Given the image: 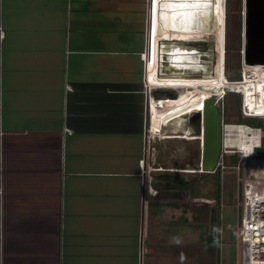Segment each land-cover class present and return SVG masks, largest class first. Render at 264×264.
Returning <instances> with one entry per match:
<instances>
[{"label":"crops","instance_id":"1","mask_svg":"<svg viewBox=\"0 0 264 264\" xmlns=\"http://www.w3.org/2000/svg\"><path fill=\"white\" fill-rule=\"evenodd\" d=\"M148 14V0H0V264L216 263L220 229H181V202L204 198L141 203L157 144L145 148Z\"/></svg>","mask_w":264,"mask_h":264},{"label":"rangeland","instance_id":"2","mask_svg":"<svg viewBox=\"0 0 264 264\" xmlns=\"http://www.w3.org/2000/svg\"><path fill=\"white\" fill-rule=\"evenodd\" d=\"M151 1V0H150ZM237 3L236 0H231L229 5V13L227 15V29H228V52L226 55V72L227 77L230 79H235L238 72L241 70V66L244 65V58H245V45H246V8H245V0L241 2V9L239 14L241 13V47H239L240 43L237 44L235 41L236 35V20H237ZM212 42L208 41L206 43H201L198 45L200 50L207 51L209 54L208 61L210 65H213V54L211 46ZM240 48V49H239ZM240 50V58L239 52ZM247 67V66H246ZM243 76V74H242ZM167 89H171L177 98H166L162 99L159 102L166 101V108L172 107L171 105L175 106L180 104L182 101V93L186 92L188 88H179V87H168ZM217 90H214L216 92ZM169 94V92H167ZM222 94V93H221ZM218 94L217 96H220ZM220 98V97H219ZM240 97L237 93L228 94L225 99H223L222 103V110H223V121L225 125H230L226 127V136H225V149H237L241 150L240 147H229L232 140H236L235 136L237 134L238 129L232 128V126L236 125V123L242 122L248 126L255 127L257 126L255 119H243L240 120L239 118V106H240ZM158 103L153 107V131H156L157 125L158 128L162 127V125L169 124V126L173 127L179 121L174 122L173 118L168 114H163L160 112L159 106L157 107ZM188 117V115H186ZM185 117V118H186ZM180 120H182L180 118ZM263 122V126H260L262 130H264V120L261 119ZM181 128V133H177L176 135H163L161 134V138H157V144L154 146L149 147L148 152V159L150 161L149 167L151 168H159L160 171H167L165 169H172V172H166L167 176L176 175L183 178L185 181L189 182L195 189H196V198H204L205 201L197 202L196 205L200 206L201 208H207L212 211H218V219L216 221L217 229H220V244L219 252L215 251L216 254V263L215 264H235L236 261L239 262L240 260V247L236 248L235 242V233L236 228L240 226V220L242 218V208L241 205L237 206V203L241 202V195L242 191L245 188L246 183L253 182V175H260L264 170V163L260 167V164L264 161H256L253 159H243L240 160L238 154L231 155V156H224L223 157V164L222 167L216 169V173H212L210 175L206 174H177L173 172H189L193 173L198 168L199 164V156H200V138L195 136H190L186 133H182L184 130V122L182 121L179 123ZM232 124V125H231ZM171 129V128H170ZM154 139H155V134ZM264 137V135H263ZM175 138V139H174ZM159 139H161L159 141ZM165 139V140H164ZM169 139V140H166ZM183 139V140H182ZM197 139V140H196ZM230 142V143H229ZM236 151V150H235ZM264 149L261 151H257V154H262ZM232 153V152H231ZM256 154V155H257ZM243 155V154H242ZM262 157V156H261ZM239 165V171H236L234 167ZM223 166H225L223 168ZM262 168V169H261ZM184 169V170H182ZM219 178V181L217 179ZM239 179V180H237ZM160 184L157 185V189L163 190L160 193L161 195H165L170 193L165 191V187L168 183L167 179H161ZM219 184V185H216ZM257 185V184H252ZM216 188H219V195L215 194ZM159 195V194H158ZM186 199V198H184ZM187 200V199H186ZM191 201V200H190ZM190 201H182L190 203ZM193 202V201H191ZM191 204V203H190ZM220 226V227H219ZM216 235V233H215ZM218 248V244H217ZM198 263H200L198 261ZM204 263V261L202 262Z\"/></svg>","mask_w":264,"mask_h":264},{"label":"water","instance_id":"3","mask_svg":"<svg viewBox=\"0 0 264 264\" xmlns=\"http://www.w3.org/2000/svg\"><path fill=\"white\" fill-rule=\"evenodd\" d=\"M158 2L159 19L160 21L163 19L164 24L170 22L169 17L174 14L176 16L171 19L172 23L170 27L178 26L177 29H180L181 26H184L183 28L186 30V26L190 28L195 26V12H192L193 15L189 13L188 17L185 19L180 18L182 13L179 12L185 10L189 11L192 7L190 5L193 4H188L187 7L183 6L184 10H175L171 9L173 7H170V9L167 10L173 14H165L162 17L161 11L164 12V0H158ZM192 2H194V0ZM245 8L246 45L244 65L264 66V0H245ZM192 9L195 10L194 7H192ZM190 28L189 38H179L175 36V32H178L176 29L175 32L169 31L168 37H157V70L153 78L154 81L158 83L166 81H194L212 78V76L215 75L216 66L218 64L217 60L220 58V55L218 57L216 35L211 31H206L204 34L197 36ZM160 31H167L165 25H162V27L156 30L157 35ZM208 41L212 42L213 65H210L208 61L210 57L207 51L200 50L198 46ZM218 45L220 48V41ZM179 55L182 56V60H178ZM202 108V111L183 119V121H187L188 126L191 127L192 133L200 138L199 164L195 174L201 175L212 174L215 171L222 145L220 107L214 98H209L204 101ZM159 128L158 131H154V134L161 133L162 127Z\"/></svg>","mask_w":264,"mask_h":264},{"label":"bare ground","instance_id":"4","mask_svg":"<svg viewBox=\"0 0 264 264\" xmlns=\"http://www.w3.org/2000/svg\"><path fill=\"white\" fill-rule=\"evenodd\" d=\"M162 1V0H160ZM164 0V12L161 11L162 17L165 14H173L168 12L170 7H173L171 9L175 10H184L183 6L187 7L188 4L194 7L195 10L189 9V11H179L182 13V16L180 18H187L188 14L193 15L192 12H195V26H192L191 28L189 26H186V30H184V26L180 27V29H177L178 26L170 27L172 23V18H175L176 15H170V22H167V24H164V20L160 21L159 19V2L158 0H153V17H154V25L156 30L159 27H162V25H165L166 32L160 31V33L157 35V37L162 38L163 36H169V31L175 32V36L179 38H189V28L193 30L194 34L197 36L204 34V32H213V34L217 37V51H218V57L220 55V58L217 60V66H216V72L215 75L212 76V78L208 79H198L194 81H166V82H160L161 85H165V87H179V88H188V90L184 93H182V101L180 104H177L172 107L164 108V105L161 104V102L158 101V105L160 112L163 114L170 115L173 119V122H177L183 118L186 117V115L192 116L194 113H198L202 111L203 103L205 100L209 99L214 93L213 91L217 88H226V86H229L228 80L224 76V27H225V12H224V6L223 2L224 0ZM212 1V3H211ZM184 7V8H185ZM163 10V9H162ZM176 13V12H175ZM178 13V12H177ZM181 23V22H180ZM175 24V23H174ZM188 31V32H187ZM174 36L173 34H171ZM220 39V40H219ZM220 41V48L218 45V42ZM207 45V43H206ZM177 59V57H176ZM178 60H182V56H178ZM263 67V68H262ZM243 80L244 82L241 85H238V87L243 92L245 98L244 102L245 105L249 108L250 112H252L255 116H264V66L263 65H252V66H243ZM164 87V86H163ZM221 94V92H220ZM154 100L150 101V107H149V113H150V121L153 128V107L154 104L152 103ZM155 123V122H154ZM170 124V123H169ZM169 124L162 125L167 126ZM225 125V124H224ZM232 125V124H231ZM230 125L225 126V136H226V127ZM250 127L244 124H236L232 126V128L238 129L236 134V140H232L229 147L235 148L240 147L241 150L234 149L232 153L238 154L240 153L243 159H249L252 157L251 153L258 142V133L252 131L251 129H248L246 127ZM158 129V125L157 128ZM158 131V130H156ZM257 134V135H256ZM159 134L156 133V136ZM153 134L151 135L150 139L153 140ZM157 140V138L155 137ZM230 143V142H229ZM226 147V143L224 141V148ZM236 150V151H235ZM243 154V155H242ZM264 162L260 164V167L263 165ZM262 169V168H261Z\"/></svg>","mask_w":264,"mask_h":264},{"label":"built area","instance_id":"5","mask_svg":"<svg viewBox=\"0 0 264 264\" xmlns=\"http://www.w3.org/2000/svg\"><path fill=\"white\" fill-rule=\"evenodd\" d=\"M153 0H148L149 2V14L148 20L145 29V49L143 53H141L140 57L143 62V77H142V87L144 92L155 99L154 101H161L162 99L166 98H177L175 93L168 91L165 85H161L153 80L155 72L157 70V32L154 25V17H153ZM3 37V32L0 28V40ZM224 48V45H223ZM263 68V67H262ZM243 65L241 66V80L236 82L228 81L229 86L226 88H217L216 92L210 97L214 98L218 106L220 107L221 111V134H222V145H221V153L218 161V165L216 167H222L223 164V157L224 156H231L235 155V153H231L232 149H225L224 148V141H225V126L223 117V110H222V101L225 97L230 93H237L240 95L241 103H240V110L241 115L243 118H261L264 120V116H255L252 112H250L249 108L245 105L244 102V94L238 85H241L243 80ZM164 86V88H163ZM161 91L163 94H160V97L154 98V92ZM169 92V94L167 93ZM222 93L220 96L218 94ZM156 97V96H155ZM220 97V98H219ZM150 101L148 105V111L146 115V126H145V137H146V144L147 147L145 148L148 150L149 147V139L154 131L152 130L151 124V117L149 113ZM246 127V126H244ZM251 129L252 131L258 133V142L256 143L249 159H253L256 161H264V152L262 154H257V150L264 149V130L262 128H255V127H246ZM257 135V134H256ZM148 152V151H147ZM257 154V155H256ZM262 156V157H261ZM238 157L240 160H243V157L240 153H238ZM147 156L143 160L140 161V170L141 175L144 181L143 185V192L141 197V203L143 208L146 205V201L148 200V195L152 197H156L158 195L157 189H150L149 190V183L152 185H159L160 180L154 179L150 173L152 171H160L159 168H150L148 165L150 161H147ZM149 162V164H148ZM225 166H223L224 168ZM236 171H239L240 167L237 165L234 167ZM216 169L214 172H216ZM253 182L252 185L250 182L246 183L245 188L242 191L241 195V202L237 203L241 205L242 208V218L240 220V226L236 228L235 233V246L236 248L240 247V260L239 262L236 261L235 264H264V170L260 175H253ZM239 180V179H237ZM220 242V238H218Z\"/></svg>","mask_w":264,"mask_h":264},{"label":"trees","instance_id":"6","mask_svg":"<svg viewBox=\"0 0 264 264\" xmlns=\"http://www.w3.org/2000/svg\"><path fill=\"white\" fill-rule=\"evenodd\" d=\"M241 2L242 0H236L237 3V20H236V35H235V41L237 44L240 43L239 47H241V13L239 14V11L241 9ZM231 3V0H224V12H225V27H224V76L228 81L236 82L241 80V70L238 72L235 79H230L227 77L226 72V55L228 52V29H227V15L229 13V5ZM240 49V48H239ZM238 49V52L240 51ZM239 58H240V52H239ZM164 88V87H163ZM168 88V87H166ZM239 95V94H238ZM240 97V95H239ZM241 100V98H240ZM241 103V102H240ZM173 106V105H171ZM239 118L240 120L243 119H250V118H243L241 115V110L239 106ZM255 119L257 126L256 128L263 126V122L261 119L258 118H251ZM236 124H244L242 122L236 123ZM248 126V125H247ZM251 127V126H250ZM260 151V150H257ZM217 172V171H216ZM215 172V173H216ZM210 175V174H206ZM164 179L168 180V183L165 187V191L170 192L174 198H187V199H193L196 198V189L189 184V182L185 181L180 176L171 175V176H164ZM219 181V178L217 179ZM219 185V184H216ZM215 194L219 195V188H216ZM211 211V212H210ZM189 216V217H188ZM189 218V219H188ZM181 229H217L216 224V215L213 213L212 210L207 208H201L200 206L194 205V204H188L183 203L182 204V216H181ZM215 234H213L214 236Z\"/></svg>","mask_w":264,"mask_h":264},{"label":"clouds","instance_id":"7","mask_svg":"<svg viewBox=\"0 0 264 264\" xmlns=\"http://www.w3.org/2000/svg\"><path fill=\"white\" fill-rule=\"evenodd\" d=\"M170 91L173 93V91L170 89ZM231 94V93H230ZM257 118V117H256ZM258 119H261V118H258ZM256 128V127H255ZM258 128H260V127H258ZM213 173H215V172H213Z\"/></svg>","mask_w":264,"mask_h":264}]
</instances>
